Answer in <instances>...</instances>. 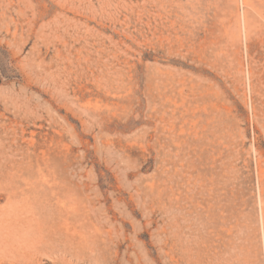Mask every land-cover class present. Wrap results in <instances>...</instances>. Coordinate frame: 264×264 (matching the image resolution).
Wrapping results in <instances>:
<instances>
[{
	"label": "rangeland",
	"instance_id": "obj_1",
	"mask_svg": "<svg viewBox=\"0 0 264 264\" xmlns=\"http://www.w3.org/2000/svg\"><path fill=\"white\" fill-rule=\"evenodd\" d=\"M0 264H264V0H0Z\"/></svg>",
	"mask_w": 264,
	"mask_h": 264
}]
</instances>
